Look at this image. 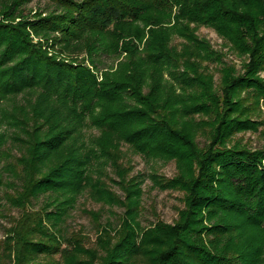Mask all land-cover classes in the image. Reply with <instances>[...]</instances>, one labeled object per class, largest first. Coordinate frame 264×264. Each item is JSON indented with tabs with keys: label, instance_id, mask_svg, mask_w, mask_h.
I'll use <instances>...</instances> for the list:
<instances>
[{
	"label": "trees",
	"instance_id": "obj_1",
	"mask_svg": "<svg viewBox=\"0 0 264 264\" xmlns=\"http://www.w3.org/2000/svg\"><path fill=\"white\" fill-rule=\"evenodd\" d=\"M263 70L264 0H0V264H264V143L236 139ZM146 176L181 194L172 222L142 224Z\"/></svg>",
	"mask_w": 264,
	"mask_h": 264
},
{
	"label": "rangeland",
	"instance_id": "obj_2",
	"mask_svg": "<svg viewBox=\"0 0 264 264\" xmlns=\"http://www.w3.org/2000/svg\"><path fill=\"white\" fill-rule=\"evenodd\" d=\"M30 7L36 6V2H32L29 5ZM196 33L200 37L206 38L212 45V47L216 50H220L225 53L224 60L232 65H236L237 68H240L241 58L238 57L235 53L229 50L228 46L225 45V42L217 35V33L209 28L204 26H198ZM175 42H178V39H175ZM111 61L106 59L104 64L108 65ZM210 72L214 78L215 83L219 82L220 78V66L218 64L209 65ZM260 76L264 78V70L260 72ZM260 113L258 115L253 116V119L260 121L259 128L256 132L248 131L244 133H239L236 135V139L245 143L250 147H258L264 143V103L260 104L259 108ZM199 133V145H202L206 140L205 133ZM132 164L134 165L133 173L138 171L143 172L145 174H149L151 172H156L162 174L166 177H170L175 172L174 162H164L161 160H146L139 155L130 154ZM151 180L148 176L145 177V180L142 184L143 188V198H142V224L144 226H148L151 223L156 221V217L158 216L161 220L166 222H172L177 215L178 208L182 207V203L180 200L181 194L176 191H160L158 189L151 188ZM116 189V188H115ZM81 204L77 206V208L72 213V216L68 219L67 225L70 228H78L79 226H83L85 231L92 236V225L90 223L89 216L84 212L83 209H98L99 204L94 203L93 201L81 198L79 201ZM118 210V209H116ZM6 224V220L4 218H0V238L3 237V227Z\"/></svg>",
	"mask_w": 264,
	"mask_h": 264
}]
</instances>
